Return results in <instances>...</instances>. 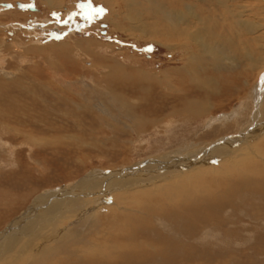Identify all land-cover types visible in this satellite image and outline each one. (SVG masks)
<instances>
[{
	"label": "bare ground",
	"instance_id": "obj_1",
	"mask_svg": "<svg viewBox=\"0 0 264 264\" xmlns=\"http://www.w3.org/2000/svg\"><path fill=\"white\" fill-rule=\"evenodd\" d=\"M36 1L39 6L44 9L45 12L43 14L48 16L51 12L61 9L63 2V0ZM101 1L107 6L112 7L110 9L111 17L116 18V20H113L106 17L105 21L109 20L108 23H110L113 27L114 32H119L121 34L123 30H126L125 25L120 21L123 13L115 11L113 8L116 1L120 2L121 0ZM128 1V8L132 16L139 14L148 15V18L150 16L149 20L137 18L135 19V22H132L133 25L129 27L131 29V36L135 37V35H139L142 42H153L167 49L174 56L181 53V58H179V60L182 62V67L178 69V72L180 74H184L185 78L187 77L186 79H189V82L188 84L186 83L187 86L185 85V88H181L175 85L174 82H171L172 80L169 78L165 89L163 91L160 90L162 91L160 95L164 93V95L160 97L171 98L164 102L165 105L166 102L169 104L168 101H171L172 103L178 102V100L182 104H175L172 107H166L165 105L161 107L149 106L146 108L150 114V116H148L144 111L145 109H143L145 106L140 108H136L135 105L132 106L127 100L128 96L118 95L111 89V91L108 89L105 90L106 92L104 90L101 91V94H104L107 98H109V101L115 110L119 108V114H117V116L122 119L119 120L116 126L107 123V128H109L114 134V139H112L114 145L112 144L113 146L110 148L114 149L116 147L115 145L117 143L119 144V142V145L122 147L120 146V149L116 150L117 153L114 154L116 156L113 154L110 155L109 153L107 155L104 154V156L120 160L121 167L111 170L108 169L107 171L98 169L92 170L84 174L80 181H76L77 183L74 182L73 185L69 184L70 186L66 185V189L61 188L58 192L53 190L46 191L37 196L28 210L25 212L23 211L24 213L21 212L20 215H17L14 223L7 224L6 231L0 233V253L4 251L3 247L6 245V240L14 231H16L15 229L19 226L22 227V225L25 223L27 224L29 221L32 223L35 222L39 228H43L45 225L49 227L48 225L54 224V228L58 231H55L50 236L41 237L42 241L40 244H38L39 242L36 246L34 244L35 250L32 255H29L30 258H27L28 254H26L27 252L24 253V251L18 252L17 256H15L16 258L14 257L12 259L11 257L12 264H24V262H20L24 256L25 259L27 258L28 260H25V264H31L34 262L33 260L37 259L39 255H41V253L46 252V254H50V251L55 253L56 250L53 249L54 246L51 248L53 245L52 243L54 242L57 243L58 252H62V247L66 246V244L75 245L77 248L79 247V249H75L76 251L74 253L78 252L79 255L80 253H84V257H88V261L99 264H133L140 260L143 261L142 256H145L146 258L164 256L168 261L178 260V257L181 256L185 257L180 258L182 261H193L195 258H205L207 254L202 255L200 253L202 250L200 251L190 244L199 238L201 239V237L202 239L210 238L213 234H215V238H218L216 234L219 235L220 232L225 231L224 226L222 225L223 222H220L218 216H223L228 209L233 210L230 205H234L233 202L235 200H239L243 196H248V194H256V196L264 195V166L253 160L255 156V158H261V161L263 162V158L261 156L264 155V108H262L257 114L258 117H262L263 123L257 124V122H254L250 126H246L244 123L245 126L240 129V132H238L237 135L225 137L222 141H214L211 143L203 142L202 148L201 145L194 146L193 144L185 143L180 151L168 153L164 157H149L137 163H129L126 159L127 157L130 158L132 156L131 151L134 148V145H132L131 139L123 141L121 137L118 136L119 132H121L119 134H129L131 138L134 135L132 132H136L140 135H145L150 131L163 133L162 131L167 130L168 125H173L171 121L173 119L175 120V118L180 115H183L186 117L185 120L189 121L190 119H206L210 122L212 128L215 127V124H220L219 126H221L224 130L228 127V124L231 123L232 125V122L240 124L242 115L244 116L246 112H249L251 105H255L254 108L259 109V107H261L260 102L264 99V84H262L261 87L256 85L260 75L264 74V5L259 0H253V4H250V8L248 10H244L245 6H237L239 9L238 11L230 10L225 6H221V9L225 12L227 18L233 16H235V19L240 18L241 28L248 32V34L254 36L251 41L245 43L252 45L244 47V49H252L253 51L250 52L249 50H245L240 54L244 55L247 53V57L250 61L249 69L242 70L241 73L234 78V82H231L232 84L228 85L224 73L227 71H230V73L237 71L239 69V63L236 58L229 55L226 50L219 51L215 49L218 44H221L219 40L214 38L212 39V33H215V21L210 22L209 19L211 17L205 18L203 15L205 13L208 14V12L211 13V11H206L202 7L197 9L198 6L196 5L189 6V3L184 0H143L144 3L148 5L146 9L138 8L131 10L134 6H140V0ZM19 5L20 4H17L16 7L19 8ZM6 7L9 8V5ZM12 7L10 11L12 10ZM1 12L2 11L0 10V98L8 95L11 90L21 92L20 96L25 95L26 98H42L38 92V90H40L41 92H44L45 96H47V93H50L53 98H58L61 104V99L66 98L67 96H63L61 92L51 90L53 88L51 84H49V81L47 84L43 83L44 80L41 82L42 77H47V74L51 71H53L52 73H54L57 77H60L59 70L62 67V58L63 60L70 62L72 65H77L79 63L77 59L78 56L77 58L75 57V59L74 55L81 54L80 52H82L83 49L84 53L86 52L85 54H88L93 58H97V56L101 54L99 53L100 51H107L110 53L112 50L114 52L116 48L111 46L110 43L109 45L103 44L99 39V41L85 38L80 39L74 37V35V38L68 37L66 38L67 40H63V42L62 40H59L57 43H54L55 41H51L52 43H44V40H39L40 37L45 36L44 34L46 31L48 32V30H50L49 32L53 31L51 26L47 27L46 25H52V27L59 29V24L61 26L64 24L62 23V20L59 21V23H52L50 22V19L43 15L48 20H42L44 22H42L43 24H40L36 14L30 13L29 11L23 12L20 8L18 11L14 10L10 15L15 16L18 21H23L25 26H27L26 23L28 22L32 31L30 30L31 28L24 29L22 31L19 30V34L14 33L12 37H9V24L10 22L13 24L17 22V20L5 22L3 18L8 16L9 11L8 13H6V11L3 13ZM72 12L74 13L72 9L67 11V13ZM246 12L249 14L246 15ZM31 17L34 19H30ZM194 17L200 21L199 24L193 22L192 19ZM201 18H205L204 20L206 22L204 20L203 22L202 20H199ZM158 20H161L162 24H158ZM151 21L155 24L149 23ZM78 24L79 23L76 21L73 25L71 19L68 18L65 25H73L75 27ZM62 30L65 29L62 28ZM32 32L35 34L33 37H29ZM206 35L208 38L205 40ZM97 36L98 35H96V37ZM24 37H27V39H24ZM34 38L36 41H34ZM23 46L24 49L29 48V53H31H26L27 57L25 56V58L29 59V55H34L36 51L33 52L32 50L46 51V49H50L53 51L55 56H57L58 64L54 61V67L49 66L50 68L47 69H44L42 66L41 68L38 64L33 66V64V72L31 74H28L26 71L25 73H21L22 70L20 74L17 73L20 69L18 71L14 70L15 72L7 70L6 65L8 60L13 57L14 52L22 49ZM19 51L24 53V50ZM237 51L238 50H235V52ZM206 54H209L211 59L208 58ZM41 56H43V54ZM102 58L103 60L108 59L105 56ZM23 59L24 58L21 60ZM39 59L37 58V60ZM96 60L97 59H95V61ZM39 61L44 62V60ZM107 62L105 61V63ZM22 63L23 61L20 65H22ZM32 63L33 62H31V64ZM92 63L93 64H91L90 69H96L99 65H104L99 64V62H93V60ZM108 65L109 72H107L105 76V79L107 78V82L115 79L125 81L124 84L127 81L131 83V80L134 82L137 80L140 82H149L151 75L147 74L145 71L137 69L135 73L129 74L127 69H125L126 67L119 62L118 65H111L110 63ZM73 68L75 69V67ZM104 70L106 69L104 68ZM205 70L212 71L216 74V76L220 75L221 83L219 84L217 80L215 82V79H209L201 82V78L199 75H196V72ZM40 74L42 77H39ZM167 74H164L165 78H168ZM24 76H28L31 80V89L27 87L28 81L23 78ZM250 80L255 81L250 87H248V91L251 95L249 98L244 99L246 103L242 105V108L235 111L237 115H235V113L224 114V116L220 119L212 115V112L221 106L220 103L216 104L214 102L215 100H218L216 97H219L222 94H225L226 97L229 96V98L234 97L235 93L239 92V89H242V87L250 82ZM193 83L196 85L197 89L204 91L208 95L199 99L195 96L189 97L188 92L191 90L190 86L193 85ZM254 85L255 87H252ZM94 91V93H98V91ZM15 101L16 107L19 108L20 112L27 109V113H17V115H20L19 117H22L21 119H25L30 114L35 117V122L30 123L29 126L31 128L37 127V134L33 136L31 133L27 132L22 127L21 119L18 121L16 120V126L12 129L9 130V128H4V133H8L9 135L11 134V138L14 139L19 140V138H23L27 140L28 143H35L36 146L55 145L52 144L54 141H58L57 145L62 146V130L52 128V120L48 116L45 117V115L41 112L32 111V113H30L32 108L29 109L22 103H18L17 100ZM261 103L264 104V101ZM46 106V108L50 110L47 103ZM100 107L102 109L99 108V110L103 116L106 118L113 117L103 104H100ZM238 118L240 119L238 120ZM98 120V126L102 127L106 124V121L100 117H98ZM35 136H37L36 139ZM261 136H263L262 139L259 138ZM49 138H54L55 140L51 141ZM255 138L260 139V141L258 140L255 144H252V140ZM124 147L126 150H123ZM111 151L113 150H110V152ZM96 157H100V155H96ZM215 159H219L218 164L216 166L215 164L211 165L209 162ZM193 177L195 178L193 179ZM34 180L35 179H33V181ZM149 184H151V187H148ZM256 196L254 198H256ZM107 199H112L111 204L115 206L114 208L106 207V203L108 201ZM86 204H88V209L86 208ZM98 206L102 208L106 207L107 209L105 211L107 212L104 214L98 212L100 219L98 217L94 219L89 216L88 212L91 213L92 208H98ZM82 209H84V211L87 210L85 211L87 213L82 214ZM259 213L261 212L259 211ZM32 214H34V216L29 220V217ZM36 215H38L37 218L35 217ZM262 219L264 220V218ZM62 223H65V228L62 226ZM62 227L64 229H62ZM32 228L30 230H34ZM46 228H44V230ZM56 229L52 228L51 231ZM84 230L86 231V235L83 236ZM160 230L170 234L176 233L177 231L184 233L181 234V236L185 239L183 241L187 244L180 245V243H174L170 236H164L163 232L161 233ZM234 231L235 230L228 228L222 239L227 240L236 238L234 237L235 234H233ZM240 231L239 229L237 230V232ZM90 236H93L91 240H89ZM12 239H14V237ZM16 239H14V241ZM27 241H29V239ZM63 242L67 243L64 245ZM26 249L24 248V250ZM9 251H12V249ZM37 251H39V253H37ZM63 251H65V249ZM68 252L71 251L69 250ZM209 255L210 254H208V256ZM55 256L57 255L55 254ZM53 258L54 257H52V259ZM71 258L70 254L68 258L62 259L61 257H58V264H63L65 259L70 261ZM50 259L51 257L48 255L46 262L51 261ZM4 262L5 261L2 263L4 264Z\"/></svg>",
	"mask_w": 264,
	"mask_h": 264
},
{
	"label": "rangeland",
	"instance_id": "obj_2",
	"mask_svg": "<svg viewBox=\"0 0 264 264\" xmlns=\"http://www.w3.org/2000/svg\"><path fill=\"white\" fill-rule=\"evenodd\" d=\"M184 1L189 3L188 4L189 6H194V5L198 6L197 9H200V7H202L206 11H211V13L208 12V14L205 13L203 15L205 16V18L211 17L209 19L210 22L215 21L214 22L215 33H212L213 35L212 39L214 38L221 42V44H218V46L215 49L219 51L226 50L228 54L235 57L239 63V69L237 71H233L231 73L230 71H227L224 73L226 82L228 83V85H231L232 84L231 82H234V78H236L237 75L241 73L242 70L249 69L250 61L249 58L247 57V53L244 55H240V54L245 50H249L250 52L253 51L252 49H244V47L248 45L245 43L251 41V39H253L254 36L248 34V32H246L241 28L240 18L235 19V16L227 18L225 12L221 9V6H225L230 10H237V11L239 10L237 6L239 7L245 6L244 10H248L250 8V4H253V0H184ZM259 1L264 5V0H259ZM63 2L61 8L62 10L57 9L51 12L50 15L48 16L46 14H43L45 11L43 8L39 6L36 0L0 1V10L2 11L1 13L5 11L6 13H8L9 11L8 16L3 18L4 21L10 22L17 20V22L13 24H11L10 22L9 24L10 26L8 28V36L12 37L14 33L19 34V30L22 31L24 29H27L23 21H18V19H16L15 16L10 15L14 10L18 11L19 8L16 7L17 4H23L27 8L26 9L22 8V11L23 12L29 11L30 13L36 14L40 24H43L42 22L44 21L42 20L50 19V22L52 23H59V21L62 20V23H64L63 25H65L66 21H68V18L71 19L73 25L74 22L76 21L79 23L75 27L73 25L61 26L59 24V29L52 27V25H46L47 27L51 26L53 31L49 32L50 30H48V32L46 31V33L44 34L45 36L40 35L43 38L40 37L39 40L42 41L44 40V43L47 42L52 43L51 41L53 42L55 41L54 43H57L59 40H62L63 42V40L66 41L67 40L66 38L68 37H72V38L77 37L80 39H84V38L92 39L94 41L100 40V42H102L103 44L109 45L110 43L111 46L116 48L114 52L112 50V52L110 53L107 51L104 52L100 51L99 53L101 54H99L100 56L98 55L97 58L96 57L93 58L90 55L85 54L86 52L84 53V49H83V51L80 52L81 54L74 55V58L75 57L77 58L78 56L77 59L79 63L77 65H72L70 62L63 60L62 58V67L59 70L60 77H57L54 73H52L53 71L47 74L48 78L46 76L42 77V75L40 74L39 77H42L41 82H43L42 80H44L43 83L47 84V82L49 81V84H51L53 88L51 90L55 92H61L63 96L64 95L67 96L66 98L61 99L62 100L61 104L58 98H53L52 95H50V93H47V96H45L44 92H41L40 90H38V92L42 98H26L25 95L20 96L21 92H18L16 90H11L8 93V95H5L2 98H0L1 100L0 101V119H1L0 143H2L0 144V233L6 231L7 224L14 223L15 217L17 215H20L21 212L23 211L25 212L26 210H28L32 202L40 194L52 190L58 192L61 188L66 189V185L70 186L71 184L73 185L74 182L77 183L78 180L80 181V179L83 177L84 174L92 170L98 169V170L107 171L108 169L111 170L117 167H121L120 160L114 159L109 156H104V154L107 155L108 153L110 155L111 154L114 155L117 153L116 150L120 149L121 145H119L120 144L119 141H118L119 144L117 143L114 149L110 148L114 145L112 142V139H114L113 138L114 134L109 128H107V123L116 126V124H118L121 117L117 116V114H119L118 113L119 108L115 110L114 107L111 105L109 98H107L106 95L101 94V91L111 89L112 91H114V93H117L118 95H124L126 97L128 96L127 100L130 102L132 106L135 105L136 108L145 106V108L143 109H145L144 110L145 113L148 116H150V114L148 113L149 111L146 108H148L149 106H153V107L164 106L165 105L164 102L168 99H171V98L160 97L164 95V93L161 95L160 93L165 89V86L168 84L167 80H169V78L170 80H172L171 82H174L175 85L181 88H185L189 82V79H186L187 77L185 78L184 74H180L178 72V69L182 67V62H180L179 60V58H181V53H178L176 54L177 56H174L167 49L153 42H147V43L142 42L141 37L139 35H135V37L130 35L131 29L129 27L133 25L132 22H135V19L141 18L142 20H149L150 16L149 18L148 15L145 14L132 16L128 8V3H129L128 0H121L120 2L116 1V4L113 6L115 11H119L123 13V15L120 18V21L125 25L126 30H123L121 34L119 32H114L113 27L110 25V23H108L109 20L105 21L106 17L111 18L113 20H116V18L111 17L110 9L112 7L107 6L101 0H63ZM7 5L13 6L11 11H10L11 9L10 7L9 8L6 7ZM30 7H33L34 9H31ZM147 7L148 5H146L143 0H140V6L139 5L134 6L131 8V10L138 8L146 9ZM69 9H72L74 13L73 12L67 13ZM248 14L249 13L246 12V15ZM43 15L46 16V18L48 19H46ZM130 15L132 19L130 18ZM205 18H201L199 20H202L203 22ZM30 19H34V18L31 17ZM192 20L196 24H199L200 22L195 17ZM149 23L155 24L152 21ZM158 24H162L161 20H158ZM71 26H73L74 28ZM62 28H64L65 30H62ZM34 34L35 33L32 32L31 36L29 37H33ZM96 35L98 36L96 37ZM207 38L208 36L206 35L205 40ZM24 39H27V37H24ZM34 41H36L35 38ZM251 45L252 44L248 46ZM19 50H24V53H21V51ZM19 50H17V52H14L13 57L10 58L13 59L14 62L13 60L10 59L8 60L6 65L7 70L18 71L20 69V71L17 73L20 74L22 70L21 73L23 72L25 73L26 71L28 72V74L29 73L31 74L33 72V66H35V64L40 65V67L42 66L44 69H47L50 67H54L55 65L54 61L55 63H57V56H55L53 51H51L50 49H46V51L32 50L33 52L36 51L37 53L35 52L33 56L30 55L28 56L30 62L28 58H25L26 53L31 54L29 53L30 49L29 48L24 49L23 46V48ZM235 50L238 51L235 52ZM42 54L43 56H41ZM104 56L107 57L108 59L103 60L102 57ZM206 56L210 58L209 54H206ZM22 58L24 59L21 60ZM37 58L39 60H44V62L37 60ZM95 59L97 60L95 61ZM92 60L93 62H99V64H104V65L100 66L98 64L99 66L96 69H90L91 64H93ZM22 61L23 63L22 65H20ZM105 61L108 62L105 63ZM31 62L33 63L31 64ZM118 62L121 63L124 67H126L125 69H127V72L129 74L135 73L137 69L141 71H145L147 74H150L151 76L149 82L147 81L140 82L138 80L134 82L131 80V83L127 81L126 82L127 84L126 83L124 84L125 81L119 79L110 80L107 82L106 80L107 78L105 79V76L107 72H109L108 64L110 63L111 65H115V64L118 65ZM12 63L14 66L12 65ZM73 67H75V69ZM104 68L106 70H104ZM87 69H90L91 71ZM164 74L165 75L167 74L168 78H165ZM196 75L200 76L201 82L207 81L209 79H215V82L217 80L219 84L221 83L220 75L216 76V74H214L212 71L209 70L197 71ZM23 78L26 79V81H28L27 87L31 89L30 87L31 80L28 78V76H24ZM254 82H255L254 80H250V82L245 84L244 87H242V89H239V92L235 93L236 97L234 96L229 98V96L226 97L225 94L220 95L222 97L220 96L216 97L218 98V100L215 101L213 100V101L216 104L220 103L221 106L220 108L215 109L212 112L213 113L212 115L220 119L222 118V116H224V114H231V113L233 114L235 113V111L242 108V105L246 103L244 99L249 98L251 95L250 92L248 91L249 89L248 87H250ZM262 84H264V74L260 75L256 83V85H258L259 87H261ZM252 87H255V85ZM190 89L191 90L188 92L189 97L195 96L199 99V98H204L206 95H208L204 91L197 89L194 83L193 85L190 86ZM94 90L98 91V93H94L95 92ZM15 100H17L18 103L19 102L22 103L29 109L32 108L30 113H32V111H35V112L43 113L45 117L48 116L52 120L51 127L62 130V146L57 145L58 141H54V143H52L55 145L36 146L35 143L33 144H31V142L28 143L27 140L23 138L22 139L19 138V140L14 139L11 138V134L9 135L8 133H4V128H9V130L12 129L13 127L16 126V122L22 118L19 117L20 115H17V113H27V109L20 112L19 108L16 107ZM262 101H264V99ZM261 102H260L261 107H259V109L254 108L255 105L254 106L251 105L249 110L250 113L248 112L249 116L247 112L245 113L246 115L245 114L244 116L242 115L240 124H235L234 122H232V125L231 123L228 124V127L224 130L223 128H221V126H219L220 124H215V127L212 128L210 122H208V120L206 119H201V120L190 119L189 121V120H185L186 117L180 115L177 116L175 120L173 119L171 121L173 125H168L167 130H164L165 133L164 131H162L163 133L158 131H150L145 135H140L136 132H132V134L134 135L131 138L129 134H125V133L119 134L121 133L119 132L118 136L121 137L123 141L131 139V143L132 145H134V148L131 151L132 156L130 158L128 157L126 158L128 160L127 162L129 163L130 162L137 163L149 157H156V156L164 157L168 153H173L174 151H180V149H182V146L185 143L193 144L194 146L201 145L202 148L203 142L211 143L214 141H220V140L222 141L223 138L225 137L237 135V133L240 132V129L245 126L244 123L246 124V126H250L254 122H257V124L263 123L262 117H258L257 115L259 111L262 108H264L263 106L264 104H262ZM46 103L49 105L50 110L46 108L47 107ZM168 103L169 104H167L166 102L165 105L166 107H172L175 104H182L179 100L178 102H172V103L171 101H168ZM100 104H103L105 108L109 110V113L111 114V116H113L112 118H106L101 114L99 110V108H101ZM235 115L237 114L235 113ZM98 117L106 121V124L104 123L105 125H103L102 127L97 125L99 121ZM34 118L35 117H33V115L30 114L25 119H21L22 127L27 132L31 133L33 136L37 134V130H38L37 127L31 128L29 126L30 123L35 122ZM239 119L240 118H238V120ZM36 137L37 136H35V139ZM262 137L263 136L259 138L262 139ZM260 139L255 138L254 140H252L253 141L252 144H255L258 140L260 141ZM49 140L53 141L55 139L49 138ZM9 148H11L12 150ZM109 149L113 151L110 152ZM123 150H126V148L124 147ZM96 155H100V157H96ZM261 157L263 158V162L261 161V158L259 157L255 158V156L253 160L259 162L261 165L264 166V155H262ZM218 162L219 159H215L209 163H211V165L215 164L216 166ZM194 178L195 177H193V179ZM33 179L35 180L33 181ZM148 187H151V184H149ZM254 195L256 196V194L253 195L248 194V196H243L239 200H235L233 202L234 205H230V207H232L233 210L228 209L223 216L221 215L218 216L220 222H223L222 225L224 226L225 231L228 230V228L235 230L233 234L236 235V236L234 235V237L236 238L234 239L226 238L227 240H223L222 238L225 236L226 233L225 231L222 230L223 232H220L219 234L220 236L216 234L218 238H215L214 236L215 234H213V236H211L212 238L210 237L211 239L210 238L202 239L201 237V239L199 238L190 244L195 248L199 249L200 251L202 250L200 252L202 255L207 254L205 258H201V259L195 258L193 259V261H188V260L182 261V259L180 258H185V257L181 256L178 257V260L168 261L167 259H165L164 256L161 257L156 256L152 258H146L145 256H142L143 261L140 260L137 261V263H133V264H264V220L262 219L264 218V213H262L264 212V206H263L264 195L262 196L257 195L256 198H254L255 197ZM252 198L254 199V201ZM107 200L108 201L106 203V207L114 208L115 206L111 204L112 199L111 200L107 199ZM108 202L110 205L108 204ZM87 205L88 204H86V208ZM106 207L105 208H102L100 206H98V208L93 207L92 208L93 211L91 210V213L88 212V214L90 217H93L94 219L96 217L100 219V217L98 216V212L104 214L105 212H107L105 211L107 209ZM258 210L262 214L259 213ZM82 211H83L82 214L87 213L85 212L87 210L84 211V209H82ZM33 216L34 214L30 215L29 220L32 219ZM37 216L38 215H36L35 217L37 218ZM53 225L50 224L48 225L49 227L45 225L43 228H39L37 227V224H35V222L32 223L29 221L27 222V224L25 223L24 225H22V227L19 226L22 229L18 227L17 228L18 230L15 229L16 231H14L11 234V236L7 238L6 245L3 247L5 252L3 251L2 253H0L2 254L0 255L1 256L0 264L3 261H5L4 264H12L11 263L12 259L15 256H17L18 252L21 251H24V253L27 252L26 253L28 254L27 258H30L29 255H32L34 253L36 244L38 242H39L38 244H40V242L42 241L41 237L50 236L55 231H58L56 228H54ZM62 226L65 228L66 227L65 223H62ZM63 227L62 229H64ZM31 228L34 230H30ZM44 228L46 229L44 230ZM48 228L49 229L51 228L50 231ZM52 228L56 230L51 231ZM238 229L239 231L242 230L240 231L241 233L237 232ZM160 231L161 233L163 232L164 236H170V238L173 239L174 243H180V245L187 244L185 241H183L185 239L182 238L181 236V234H184L182 232L177 231L176 233L170 234L164 232L163 230ZM15 232L18 234H16ZM84 235H86L85 230L83 232V236ZM13 237L14 239H16L17 237V239L14 241V239H12ZM92 237L93 236H90L89 240H91ZM28 239L29 241H27ZM63 243L65 245L67 242H63ZM52 244L53 245L51 248H53L54 246L53 249L56 250L55 253L53 251H50V254H46V252L41 253V255H39L37 259L33 260L34 262H32L31 264H58L59 263L57 259L58 257L59 258L61 257L62 259L68 258L69 254H70V258L72 256L71 258L72 261L71 260L67 261L65 259L63 264H74V263L99 264L88 261L89 259L88 257L86 258V256L84 257L85 255L84 253L83 254L80 253V255L78 254V252L74 253L76 251L75 249H79V247L77 248V246L75 245H71V244L70 245L66 244V246L62 245L63 246L62 249L63 250L65 249V251L62 250V252H58L57 243L54 242ZM24 248L27 249L24 250ZM11 249L12 251H9ZM68 249L71 252L72 251L73 252L72 253L68 252L69 251ZM37 253H39V251H37ZM55 254L57 256H55ZM208 254L210 255L208 256ZM48 255H50L51 261L46 262V258ZM52 257H54L53 259L55 261L52 259ZM27 258L25 259L24 256V258L20 262H24L25 264V262L28 261Z\"/></svg>",
	"mask_w": 264,
	"mask_h": 264
},
{
	"label": "crops",
	"instance_id": "obj_3",
	"mask_svg": "<svg viewBox=\"0 0 264 264\" xmlns=\"http://www.w3.org/2000/svg\"><path fill=\"white\" fill-rule=\"evenodd\" d=\"M26 25H27V26H26L27 29H30V28H31L28 22L26 23ZM28 25H29V26H28ZM28 27H29V28H28ZM30 30L32 31V28H31Z\"/></svg>",
	"mask_w": 264,
	"mask_h": 264
},
{
	"label": "flooded vegetation",
	"instance_id": "obj_4",
	"mask_svg": "<svg viewBox=\"0 0 264 264\" xmlns=\"http://www.w3.org/2000/svg\"><path fill=\"white\" fill-rule=\"evenodd\" d=\"M21 5V4H20ZM10 7V6H9ZM19 7V6H18ZM23 9H26L27 7H22ZM31 9H34L33 7H30Z\"/></svg>",
	"mask_w": 264,
	"mask_h": 264
},
{
	"label": "snow or ice",
	"instance_id": "obj_5",
	"mask_svg": "<svg viewBox=\"0 0 264 264\" xmlns=\"http://www.w3.org/2000/svg\"><path fill=\"white\" fill-rule=\"evenodd\" d=\"M29 6H31V5H29ZM22 7H26V6H23V5H22Z\"/></svg>",
	"mask_w": 264,
	"mask_h": 264
},
{
	"label": "water",
	"instance_id": "obj_6",
	"mask_svg": "<svg viewBox=\"0 0 264 264\" xmlns=\"http://www.w3.org/2000/svg\"><path fill=\"white\" fill-rule=\"evenodd\" d=\"M20 7L22 6V5H19Z\"/></svg>",
	"mask_w": 264,
	"mask_h": 264
}]
</instances>
